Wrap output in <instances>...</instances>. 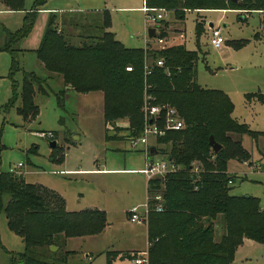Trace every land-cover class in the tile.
I'll return each mask as SVG.
<instances>
[{"label": "trees", "instance_id": "16d2710c", "mask_svg": "<svg viewBox=\"0 0 264 264\" xmlns=\"http://www.w3.org/2000/svg\"><path fill=\"white\" fill-rule=\"evenodd\" d=\"M146 7L173 11L182 19L184 10H242L264 11V0H144ZM25 11L21 26L11 32L1 27L3 42L0 51L9 55L8 78L14 95L16 83L13 74L19 70L17 54L20 43L30 32L39 6ZM0 8L24 10L23 0H0ZM98 33L78 45L70 43L68 35L54 26L55 15H47L38 43L33 50L35 58L50 75H59L64 90L78 93L100 91L104 129L117 119L126 118V139L136 137L143 126L142 106L145 102L161 107L157 125L162 126L163 106L173 107L183 122L179 130H167L154 139L159 153L170 157L177 169L163 180L148 182L149 190H159L162 210L147 214L146 254L148 264H231L233 254L242 238L262 243L264 246V206L251 195L229 193V183L235 175L227 171L230 159L245 156L239 141L231 133L248 134L256 139L257 133L249 131L231 117L232 103L217 90L201 88L195 81V52L182 43L162 48H126L109 32V17L101 12ZM160 22V21H158ZM156 25L155 36H166L164 25ZM197 30L199 24L196 23ZM264 44V32L261 34ZM161 59L163 65L156 66ZM149 61V73H143V62ZM130 67L127 71L124 68ZM21 107L23 116L36 111L31 103L32 84L43 92L46 78L21 70ZM14 98V97H12ZM263 97L259 96L258 99ZM10 99V98H9ZM7 100V105L11 101ZM264 101V99H263ZM111 129V130H112ZM211 135L220 145L213 153L208 144ZM56 134L48 132V139ZM117 138L104 134V139ZM163 145V146H162ZM147 190V189H146ZM4 214L9 230L22 238L23 251L9 254V264H48L36 260L28 253L35 248L57 246L59 235L75 237L99 233L105 223V214L96 209L67 211L58 194L39 185L25 182L21 173L0 172V213ZM221 234L215 240V225ZM218 225V226H219ZM72 253H66L70 256ZM129 252L108 251L105 264H124ZM62 257L56 264H66Z\"/></svg>", "mask_w": 264, "mask_h": 264}, {"label": "rangeland", "instance_id": "374dc122", "mask_svg": "<svg viewBox=\"0 0 264 264\" xmlns=\"http://www.w3.org/2000/svg\"><path fill=\"white\" fill-rule=\"evenodd\" d=\"M36 2L39 8L65 12L54 14V26L57 32L61 30L67 34L74 45L98 33L102 15L94 13L99 9L108 14V31L126 48L144 47L146 28L152 24L140 8L145 6L144 0H23V8L29 9ZM161 8L165 12L157 24L165 23L167 45L182 43L187 50L195 52L196 83L201 88L225 94L232 103L231 117L257 133L256 139L246 133L230 134L231 139L239 141L245 156L228 160L227 171L235 175L228 185L230 194L258 197L263 207L264 44L261 34L264 29L261 24L264 11L184 10L182 19L178 20L173 11ZM93 10L94 13H90ZM23 15L19 11L0 12V24L13 32L21 26ZM35 20L37 22L38 18ZM209 23L212 28L219 29L223 38L219 48L209 43ZM17 63L19 70L13 74L16 94L12 95L7 75L9 55L0 51V172L15 168L25 182L58 194L65 210L101 208L105 210L106 223L93 235L63 237L60 234L57 246L52 245L54 252H50L49 247L35 248L28 255L44 263L56 264L71 252L66 264H105L108 251H145L144 225L130 222L124 211L132 204L144 202L145 178L121 170L142 168L144 154L129 147L126 130L114 132L112 129L126 127L127 119H117L113 125H106L109 130L104 129L100 93L64 90L60 95L61 84L55 77L44 79L43 92L35 84L31 85L30 98L36 111L23 116L17 110L21 107V70L33 72L40 78L44 74L31 53L22 57L17 54ZM259 96L263 98L258 99ZM8 99L11 102L7 105ZM48 132L56 134L53 147L48 144ZM105 133L117 138L105 140ZM149 143L154 145L152 137ZM154 156L161 158L162 155ZM218 225H215V240L221 234ZM22 251V238L8 229L1 212L0 264H9V254ZM231 264H264V246L242 238Z\"/></svg>", "mask_w": 264, "mask_h": 264}, {"label": "built area", "instance_id": "2783aa9c", "mask_svg": "<svg viewBox=\"0 0 264 264\" xmlns=\"http://www.w3.org/2000/svg\"><path fill=\"white\" fill-rule=\"evenodd\" d=\"M142 10L144 12L145 18L148 19V22H152L149 27H154V33H157V28L155 27L158 25V21L162 19L163 13L165 12L164 9L143 6ZM261 27L264 29V22H262ZM209 28H211L209 43L213 47L219 48L223 43V38L220 36L219 29L217 27L212 28V26ZM151 46H155L156 48L164 47L165 45L163 38L157 36L148 38L145 35L143 48H148ZM155 65L161 67L163 65V61L161 59H157L155 61ZM142 67L143 73L148 74L150 71L149 61H144ZM124 69L129 71L130 67L126 66ZM145 99H148V97H145ZM145 99L144 105L141 108L144 119L141 133L136 137L128 138L127 141L131 149L140 148L139 150L143 151L145 155L143 167L139 170V172L144 175L145 178L147 189L146 196L143 203L132 205L126 209V214L128 216L127 218L130 222L144 224L146 222L147 214L150 211L158 212L162 210L163 202L160 191L153 189L149 190L148 182L154 179L163 180L167 173L177 169V166L171 162L170 157L169 159L167 158L168 155L165 153L160 152L162 155L161 158H155L154 155L151 156L148 154V147L151 146L149 143V137L156 139L163 136L167 130H179L183 127V122L178 116L176 110L170 106H163V124L161 127H159L157 122L161 107L157 104H149L148 102H145ZM152 146H154L155 150L157 151L156 154L159 153V144H156V141H154V145ZM16 166L19 167L20 163H18ZM11 172L19 174L18 170L15 168L11 169ZM261 174L264 181V169H262ZM228 183L230 184L231 182L228 181ZM122 262L124 264H148L146 251L130 253L128 259L122 260Z\"/></svg>", "mask_w": 264, "mask_h": 264}, {"label": "crops", "instance_id": "0c3cea01", "mask_svg": "<svg viewBox=\"0 0 264 264\" xmlns=\"http://www.w3.org/2000/svg\"><path fill=\"white\" fill-rule=\"evenodd\" d=\"M143 6H141L140 8H142ZM25 11H27V9H24V10H20L19 12H21L22 14L25 13ZM58 12H56V9H53V8H50V9H43V8H39L37 10V17L38 18V21L36 22V20L34 21V24L30 30V32L28 33V35L22 40V42L20 43V48L22 49L20 52H18V54L22 57L24 56L25 53H31L32 55H34L33 53V50L38 46V43H39V40H40V37H41V34H42V31H43V28H44V24H45V21H46V18H47V15L51 12L52 14H62V13H65V12H60L59 10H57ZM66 12H73V11H68V10H65ZM100 11V12H99ZM103 10L99 9L98 11H96V13H94V10L93 12H90V13H94L95 14H100L101 15V12ZM0 12H11V10H6V9H2L0 8ZM67 15V14H66ZM96 16V15H95ZM1 27H5L6 29L8 28L10 30V27H7L3 24H0V32H1ZM149 27V26H148ZM147 27V28H148ZM146 28V29H147ZM108 30V29H107ZM166 30V29H165ZM71 38V34L69 35ZM77 37V36H76ZM80 38V37H79ZM165 39L163 37V41H164V45L167 46V43L165 42ZM3 42V35H2V32L0 33V45L2 44ZM80 42V40H79ZM78 42V43H79ZM153 48H156L155 46H151ZM143 48V47H142ZM2 52V51H1ZM34 58H35V55H34ZM35 63L37 65V67L40 69V71H42V73L44 74V77L43 78H46L47 79H51L52 77H55L57 78L59 81H60V84H61V88H62V80H61V77L59 75H50L48 76V73L46 72V70L42 67L41 63L35 58ZM70 90V89H69ZM95 93H100V103H101V99H102V94L100 91H93ZM93 92H88V93H93ZM82 94H86V93H82ZM127 140V139H126ZM264 141H261V144L263 143ZM264 145V143H263ZM140 148H137L135 150H138V151H141L139 150ZM143 153V151H141ZM144 154V153H143ZM144 158H145V155H143ZM145 160V159H144ZM143 167V166H142ZM141 168H124V169H121V170H124V172H128V173H137V174H140L142 175L139 170ZM113 170H117V169H113ZM20 172V171H19ZM143 176V175H142ZM145 189H146V182H145ZM140 204V203H139ZM134 205V204H132ZM65 208V207H64ZM92 209H96V210H100V211H103L105 212V210L101 209V208H97V207H91ZM90 209V208H89ZM67 211H69V209H67ZM125 211V214H126V209L124 210ZM127 216V214H126ZM128 217V216H127ZM139 224V223H137ZM140 224H143L144 225V233H145V249L146 250V247H147V241H146V226L144 223H140ZM245 240H250V239H247V238H244ZM252 241V240H250ZM117 252H129V253H134V252H140V251H137V250H133V249H120V250H115ZM88 256V255H87Z\"/></svg>", "mask_w": 264, "mask_h": 264}, {"label": "water", "instance_id": "95a60500", "mask_svg": "<svg viewBox=\"0 0 264 264\" xmlns=\"http://www.w3.org/2000/svg\"><path fill=\"white\" fill-rule=\"evenodd\" d=\"M240 19H242V17ZM211 25L212 24L209 23L208 27H211ZM146 35H147L148 38L154 37L155 36L154 27H148L146 29ZM48 144H49L50 147H53L55 145V141L54 140H49ZM208 144H209L210 149H211V151L213 153L217 152V150L220 148V145L214 141V139H213V137L211 135L208 136ZM156 152L157 151L155 150L154 146L151 145V146L148 147V154L149 155H151V156L155 155ZM167 158L169 159V156ZM48 249H49L50 252H54L55 247L49 246Z\"/></svg>", "mask_w": 264, "mask_h": 264}]
</instances>
